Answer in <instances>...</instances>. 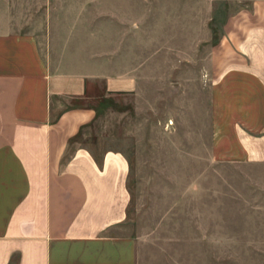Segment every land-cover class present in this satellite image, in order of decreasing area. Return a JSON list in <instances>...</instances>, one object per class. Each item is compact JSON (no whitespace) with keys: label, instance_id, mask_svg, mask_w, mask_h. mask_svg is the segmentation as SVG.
Listing matches in <instances>:
<instances>
[{"label":"crops","instance_id":"obj_1","mask_svg":"<svg viewBox=\"0 0 264 264\" xmlns=\"http://www.w3.org/2000/svg\"><path fill=\"white\" fill-rule=\"evenodd\" d=\"M105 8L0 0V264H185L166 244V211L132 212L127 154L81 143L140 89L138 38L121 25L108 36ZM198 14L173 33L196 123L208 94L212 157L264 160V0L231 14L204 58L213 34Z\"/></svg>","mask_w":264,"mask_h":264},{"label":"rangeland","instance_id":"obj_2","mask_svg":"<svg viewBox=\"0 0 264 264\" xmlns=\"http://www.w3.org/2000/svg\"><path fill=\"white\" fill-rule=\"evenodd\" d=\"M252 1L91 0L106 6L101 22L108 36L121 25L138 38L141 77L138 94L118 97L81 143L98 155L107 149L127 154L132 212L166 211V244L186 249L179 255L185 264H264V160L212 157L208 94L201 95L196 123L194 78L186 77L188 60L181 61L173 36L198 11L204 39L206 28L213 34L203 43L204 58L227 18ZM132 231L129 224L124 229Z\"/></svg>","mask_w":264,"mask_h":264}]
</instances>
